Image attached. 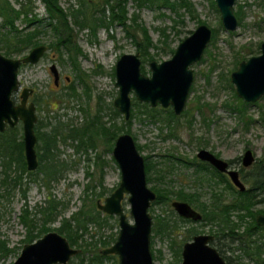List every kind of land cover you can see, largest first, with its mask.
I'll return each instance as SVG.
<instances>
[{"label": "rangeland", "instance_id": "obj_1", "mask_svg": "<svg viewBox=\"0 0 264 264\" xmlns=\"http://www.w3.org/2000/svg\"><path fill=\"white\" fill-rule=\"evenodd\" d=\"M11 1L15 4L14 0ZM58 1L64 10L69 8L84 10L87 7L89 12L101 8L104 3V0ZM190 1L195 9V16L191 17L181 9L182 22H179L176 28H171L175 18L171 10L155 5L139 9L132 0L127 1L128 16L130 17L133 12L138 13L139 22L147 28L153 44L156 45L149 50L151 56L147 58L149 60L141 59V72L147 76L150 75L149 61L160 62L170 58L172 54L167 52L165 46L168 44L169 48L174 49L179 41L191 34L199 25L198 21L210 27L212 31L215 30V35L213 38L211 36L200 60L190 66L193 80L184 109L174 121L167 125L162 117L153 120L146 115H140L138 110L144 109L140 104L147 102L138 101L133 92H130V110L133 108L134 114L127 122L129 118L126 120L120 112L121 115L116 117L115 122L117 125L127 122L123 127L133 136L141 154L162 170L164 178L160 182L159 178L157 179L158 173L152 169L147 181L149 188L153 190V186L165 185L178 189L184 185L186 191H199L202 195L201 200L204 201L209 196V188L206 185L196 184L193 167L184 164V160L189 162L195 160L196 153L200 149H207L220 158L230 161V167L237 170L241 177L255 161L264 156V94L256 102H247L243 105L245 101L237 96L230 79V73L237 69L241 60L260 51V44L264 41V0H235L232 6L233 12L238 9L242 18L237 19L238 25L233 31L223 28L220 12L213 7L211 0ZM33 5L37 18L47 21L48 14L44 4L35 0ZM107 14H109L108 10ZM16 24L19 28L25 26L20 20ZM71 26L73 30L70 39L73 46L80 50L75 57L77 68L71 62L65 48L59 52L54 46H48L54 38L51 32L46 30L38 36L40 44L47 47L42 57L34 64H21L18 70L20 89L23 87L33 89L28 101L35 103L34 97L40 93L48 102V107L46 105L39 107L35 103L37 121L34 127L40 121L46 123L41 130H50L51 126L59 123L82 124L85 122L86 114L81 109L87 105L90 113L95 114L100 104L103 120L109 121L111 112L108 106L118 95L114 76L115 63L121 54L136 52L130 37L126 36L124 28L116 22H113L108 29L97 27L94 32L89 27L79 28L72 23ZM28 28L30 27L27 26L26 29ZM162 29L169 35L166 45L159 41L162 40ZM28 52L29 49L23 55ZM13 57L18 58V56ZM51 64H55L58 71L59 78L56 84L49 70ZM79 71L84 72L89 87V98L83 91L84 84L78 80ZM70 85L75 87L78 96L68 95ZM18 94L19 91L15 94L16 100L19 98ZM135 102H138V105L132 107ZM154 107L168 108L159 104ZM17 126L22 133L21 122ZM75 143L67 140L66 143L60 141L57 144L54 160L58 162L59 171L53 179H49L48 185L44 184L43 173L35 172L37 171L35 169L32 175L28 174V170L23 172L19 183L14 184L13 179H9L5 191H0V241H3L7 248H13L6 254L0 250V264H12L23 244L28 243L22 242L27 235L26 227L20 220L23 207L27 208L30 215L35 218L33 213H38L37 208L45 206L49 199L58 202V213L46 224L51 231H54L60 226L61 220L69 218L80 210L84 199L83 209L87 210L92 208V203H104L105 197L118 186L121 178L120 169L111 151H108L107 143L99 137L96 140V147L89 146L86 151H76L73 145ZM247 149L252 151L254 161L250 166L244 167L241 160ZM97 155L99 159L96 158ZM11 175L13 177L15 173L12 172ZM152 202L148 211L153 223L156 216H162L170 220L171 224L174 221L177 224V229L174 234L171 233L172 235L164 230L159 234L152 231L151 250L154 256H160L153 259L154 264H180L181 255L178 260L176 248L177 245L183 244V238L187 239L188 236V241L196 234H190L191 229H196L198 232L202 230L203 232L200 233H208L206 231L211 228L216 229L209 224L201 226L200 222L178 220L171 201L169 205H152ZM121 205L127 219L133 222L129 214L130 205L127 195L121 200ZM256 209H264V205L259 204ZM36 217L38 219L39 214ZM232 219L237 221L235 215ZM40 226L41 223L38 222L37 227ZM87 228L88 232L84 235L87 240L114 236L119 229L118 218L116 215H110L101 228L94 223H90ZM242 229L243 227H240L238 232L240 233ZM36 232L37 228L33 233ZM254 239L256 244L261 246V257L264 258V234ZM239 244L238 240L232 241L227 236L219 235L213 245L218 247L222 255L231 258L233 264H258L244 255L242 249H238ZM250 246V249H253L254 245L250 244ZM104 262L114 264V259L107 258Z\"/></svg>", "mask_w": 264, "mask_h": 264}, {"label": "trees", "instance_id": "obj_2", "mask_svg": "<svg viewBox=\"0 0 264 264\" xmlns=\"http://www.w3.org/2000/svg\"><path fill=\"white\" fill-rule=\"evenodd\" d=\"M34 1L35 0H14V4L11 0H0V52L5 56H24L23 53L27 49L30 50L40 45L38 36L47 30L51 32L54 38L48 46H54L59 52L62 48H65L71 62H73L74 66L77 68L75 57L80 53V50L73 46L70 39L71 31L73 30L71 23L77 25L79 28L89 27L92 32H94L97 27L108 29L113 22L120 24L124 28L126 36L130 37L140 58L145 61L149 60L147 59L148 57H151L150 48L156 47V45L153 44L147 28L139 22L138 13L133 12L130 17L128 16L126 9L128 0H104L101 8H96L94 9L95 11L91 12L87 10V7L84 10L81 8H69L68 10H64L60 6L58 0H39L45 6V11L48 14L47 21L37 18L34 11ZM132 1L139 9L155 5L159 8L171 10L175 14L173 26H171V28H176L177 24L182 22L181 9L186 11L191 17H194L196 14L190 0ZM211 4L218 11L214 0H211ZM107 10L109 14L106 15ZM234 14L238 20L242 18L238 9ZM19 20L25 23L24 27L19 28L17 26L16 22ZM198 24H200L199 21ZM27 26L30 28L26 29ZM176 31L179 32V30ZM213 35H215V30L212 31V38ZM161 37L162 40L159 41L166 45L169 35L165 33L164 29L161 31ZM165 47L168 49V53H173L174 49L169 48L168 44ZM164 51L163 53H165ZM253 54L254 53H252L251 56ZM77 77L79 82L84 84L83 91L89 98V87L85 81L84 72L79 71ZM69 89V96H78L73 85H70ZM34 101L39 107L45 105L48 107V102L44 98V95L40 93L34 97ZM136 104L138 105V102L133 103L132 107ZM246 104L247 102H243V105ZM140 105L144 107L142 111L138 110L140 115H146L153 120L157 117H162L167 125L177 118L171 107L163 109L160 107H150L148 103ZM108 107L111 112L108 117L109 121L103 120L101 112L102 106L98 104L95 114L90 113L89 105L81 109L86 114L85 122L82 124L73 125L69 123H59L56 126H51L50 130H41V127H45L46 125V123L42 121L35 125L34 130L37 137L35 147L39 161L37 171L35 172L43 173L45 185H48L49 179H53L59 171L58 162L54 160V156L57 151V144L60 141L63 143H66L67 140H70L72 143L76 142L73 144L76 151H86L89 146L95 148L96 140L100 137L107 143L108 151H111L114 139L120 133L128 132L127 129H124L123 125L129 122L130 118L127 122H124L123 125H117L115 119L121 114L119 110L113 106V103H110ZM133 114L134 110L132 108L129 117H132ZM137 148L139 149L138 145ZM96 158L99 159V155H97ZM144 159L145 174L147 175L146 181H149V175L153 169L154 172L158 173V181L162 182L164 178V174L161 172L162 170L158 168L155 163L152 164L148 161L147 157H144ZM183 163L187 166L192 165L196 184L199 186L206 185L209 188V196L207 199L202 201V195L199 191H186L184 185L178 189H174L173 186L157 185L153 186L156 197L152 205H169L172 199L188 202L201 213L202 218L198 221L202 223L201 226L206 224L215 226V230L211 228L213 232L216 231L221 235L227 236L232 241L238 240L240 242L238 249H242L244 255L253 259L258 264H264V258L261 257V246L256 244V240L254 239L264 234V229L257 225L255 221L258 214H264V209H256L257 205H264V156L255 161L246 174L244 173L241 175V179L246 185L244 191L238 190L225 173L218 172L206 162L199 161L195 158V160L190 162L184 160ZM0 166V191H5L9 179L12 178L14 184L19 183L21 181V174L27 172L23 152L22 133L17 125L14 127H7L3 132H0ZM242 170L243 169H241L240 172H242ZM12 172L15 173L13 177L11 175ZM28 174L32 175L34 172L28 171ZM99 177H102V172ZM84 205L85 199L83 200L80 210L73 213L69 218L61 220L60 226L54 230L64 235L70 246L80 249V252L73 256L68 264H105L104 261L107 258H113L114 264H117V258L114 255H105L101 253L102 248L110 246L115 241L116 234L114 236H107L106 238L99 237L94 240H87L84 237L88 232L87 227L90 223H94L98 228H101L110 215L102 214L96 209L97 203H92V208L87 210L83 209ZM58 207V202L52 198L49 199L45 206L37 208L38 213H33L36 219L30 215L27 208L23 207L20 220L26 227L27 235L22 242H31L42 234L51 231L46 224L55 218L58 213ZM37 214H39L38 219L36 217ZM233 215L237 217V221L232 219ZM177 218L182 222H192L189 219ZM38 222L41 223L40 227H37ZM174 222L171 224L170 220L162 216H156L154 218L152 231L154 230L155 234H159L164 230L167 234L172 235L177 229V224ZM240 227H243V229L239 233L238 230ZM36 228L37 232L33 233ZM196 232H198L196 229L190 230V234ZM199 232L203 231L200 230ZM187 239L183 238L182 240L185 242ZM250 244L254 245L253 249H250ZM181 245L182 244L177 245L176 248L178 260H180ZM0 250H3L6 254L12 251L13 248H7L4 246V242L0 241ZM218 251L220 253L219 249ZM158 252L160 253L159 250ZM222 256L228 264H233L230 258L226 257L224 254ZM156 257L160 256L153 255V259Z\"/></svg>", "mask_w": 264, "mask_h": 264}, {"label": "water", "instance_id": "obj_3", "mask_svg": "<svg viewBox=\"0 0 264 264\" xmlns=\"http://www.w3.org/2000/svg\"><path fill=\"white\" fill-rule=\"evenodd\" d=\"M220 12L221 24L227 31H233L238 21L232 6L235 0H214ZM212 30L205 24H199L188 36L175 46L170 58L160 62L149 61L150 75L141 72V58L138 52L123 53L114 66L115 86L118 95L113 105L127 120L130 116V92L141 102L151 107L172 108L175 115L182 113L189 87L193 80L190 67L202 57L210 41ZM47 47L37 45L23 57H8L0 53V132L6 126L13 127L18 122L22 126L23 152L28 171L38 166L35 144L37 137L34 124L37 121L35 104L28 98L32 88L20 89L18 70L21 64H34L39 61ZM53 80L57 83L58 71L55 64L49 66ZM236 94L245 102H256L264 94V41L260 52L239 62L237 69L230 73ZM19 91V102L13 94ZM197 158L209 162L220 172L226 173L231 183L240 191L246 189L238 171L231 169L228 161L217 157L207 149H200ZM112 157L120 169L118 186L104 199L97 202V208L109 215L118 217V233L115 241L101 250L102 254H116L118 264H154L150 249L152 216L148 209L155 199V192L147 186L144 157L138 150L133 136L120 133L114 140ZM254 161L252 151L247 149L242 156V166L248 167ZM127 195L130 205V222L124 213L121 200ZM171 205L182 217L194 221L201 214L185 201L173 200ZM257 225L264 229V214H258ZM212 235L195 234L181 247V264H227L218 250L210 244ZM80 252L70 246L67 238L57 231H49L35 241L25 243L12 264H68L69 260Z\"/></svg>", "mask_w": 264, "mask_h": 264}, {"label": "flooded vegetation", "instance_id": "obj_4", "mask_svg": "<svg viewBox=\"0 0 264 264\" xmlns=\"http://www.w3.org/2000/svg\"><path fill=\"white\" fill-rule=\"evenodd\" d=\"M260 52V51H259ZM58 78H59V75H58ZM54 81V80H53ZM55 83V82H54ZM56 84V83H55ZM33 93V92H32ZM31 93V94H32ZM15 94H17V92L15 93ZM15 94H13V99L15 100V102H19V98H18V100H16L15 99ZM30 94V95H31ZM18 97H19V94H18ZM29 99V98H28ZM28 102H30V101H28ZM33 102V101H32ZM34 103V102H33ZM35 104V103H34ZM114 106V105H113ZM168 107H170V106H168ZM35 108H36V105H35ZM172 109V108H171ZM177 116V115H176ZM19 123V122H18ZM17 123V124H18ZM16 124V125H17ZM7 127H9V126H6V128ZM14 127V126H13ZM5 128V129H6ZM35 131V130H34ZM115 140V139H114ZM136 143V142H135ZM114 144V143H113ZM36 145V144H35ZM137 146V145H136ZM113 147V146H112ZM139 150V149H138ZM35 151H36V147H35ZM111 153H112V150H111ZM141 153V152H140ZM197 154V153H196ZM214 154V153H213ZM36 155H37V152H36ZM216 155V154H215ZM217 157H219L218 155H216ZM144 157V156H143ZM197 157V156H196ZM220 158V157H219ZM198 159V158H197ZM37 160H38V158H37ZM199 161H202V162H206V163H208V164H210L209 162H207V161H203V160H200V159H198ZM227 161V160H226ZM144 163H145V159H144ZM228 163H229V161H228ZM253 163V162H252ZM39 164V163H38ZM145 165V164H144ZM211 165V164H210ZM229 165H230V163H229ZM213 168H215L213 165H211ZM38 167V166H37ZM231 168V167H230ZM37 169V168H36ZM218 172H220L217 168H215ZM232 169V168H231ZM222 173V172H221ZM226 174V173H225ZM239 174V173H238ZM227 175V174H226ZM228 176V175H227ZM240 177V176H239ZM240 179H241V177H240ZM242 180V179H241ZM147 182V181H146ZM243 182V181H242ZM151 189V188H150ZM155 200V199H154ZM153 200V201H154ZM174 200H176V199H174ZM173 201V200H172ZM171 201V202H172ZM181 201V200H180ZM186 202V201H185ZM188 203V202H187ZM151 205V204H150ZM191 205V204H190ZM172 206V205H171ZM191 207H193L192 205H191ZM194 208V207H193ZM195 210H197L196 208H194ZM175 211V210H174ZM198 212H199V210H197ZM200 213V212H199ZM177 214V213H176ZM201 214V213H200ZM261 214H263V213H261ZM178 215V214H177ZM177 217H179V218H183V219H189V220H191L192 222H198V221H200V220H196V221H194V220H192V219H190V218H185V217H182V216H177ZM118 218V217H117ZM202 218V217H201ZM152 227H153V221H152ZM49 232V231H48ZM206 232H208V233H200V232H196V234H209V235H212V239L210 240V244L213 246V247H215L213 244H214V242H215V239L217 238V237H219V235H221L220 233H217L216 231L215 232H213V230L212 229H208ZM47 233V232H46ZM151 233H152V230H151ZM45 234V233H44ZM43 235V234H42ZM41 235V236H42ZM195 235V234H194ZM41 236H39V237H41ZM193 236V235H192ZM222 236V235H221ZM39 237H37V238H39ZM117 237V236H116ZM36 238V239H37ZM192 238V237H191ZM35 239V240H36ZM35 240H33V241H35ZM191 240V239H190ZM33 241H31V242H33ZM24 243V242H23ZM28 243H30V242H28ZM184 243V242H183ZM25 244V243H24ZM23 244V245H24ZM107 247H109V246H107ZM107 247H105V248H107ZM182 247V246H181ZM216 249H217V247H215ZM102 249H104V248H102ZM101 249V250H102ZM150 249H151V236H150ZM218 250V249H217ZM219 252V251H218ZM151 253H152V250H151ZM105 255H110V254H105ZM112 255H116V254H112ZM180 255H181V251H180ZM221 255V254H220ZM225 255V254H224ZM222 256V255H221ZM226 256V255H225ZM116 257H117V255H116ZM223 257V256H222ZM226 257H228V256H226ZM224 258V257H223ZM229 258V257H228ZM152 259H153V253H152ZM225 259V258H224ZM238 259V258H237ZM230 260H231V263H232V259L230 258ZM236 260V259H235ZM234 260V261H235ZM70 261V260H69ZM226 261V260H225ZM227 262V261H226ZM117 264H118V257H117ZM181 264V263H180ZM228 264V263H227Z\"/></svg>", "mask_w": 264, "mask_h": 264}]
</instances>
